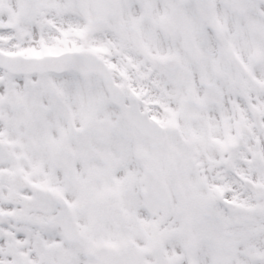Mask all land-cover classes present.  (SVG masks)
I'll return each mask as SVG.
<instances>
[{
    "label": "snow or ice",
    "instance_id": "snow-or-ice-1",
    "mask_svg": "<svg viewBox=\"0 0 264 264\" xmlns=\"http://www.w3.org/2000/svg\"><path fill=\"white\" fill-rule=\"evenodd\" d=\"M0 264H264V0H0Z\"/></svg>",
    "mask_w": 264,
    "mask_h": 264
}]
</instances>
